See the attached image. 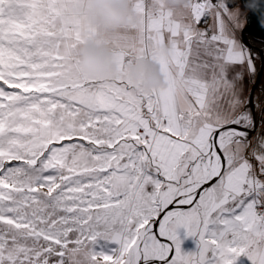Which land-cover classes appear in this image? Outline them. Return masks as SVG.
Listing matches in <instances>:
<instances>
[{
	"label": "snow or ice",
	"instance_id": "6c2138e0",
	"mask_svg": "<svg viewBox=\"0 0 264 264\" xmlns=\"http://www.w3.org/2000/svg\"><path fill=\"white\" fill-rule=\"evenodd\" d=\"M79 6L0 0V264H264V0H130L115 34Z\"/></svg>",
	"mask_w": 264,
	"mask_h": 264
},
{
	"label": "clouds",
	"instance_id": "9594fccd",
	"mask_svg": "<svg viewBox=\"0 0 264 264\" xmlns=\"http://www.w3.org/2000/svg\"><path fill=\"white\" fill-rule=\"evenodd\" d=\"M169 3L179 4L181 0H169ZM79 4L77 11L86 15L102 32L115 34L135 22L130 0H79ZM78 51L80 68L89 78L109 79L115 74L116 66L108 49L85 45ZM164 54H167L166 50ZM128 75L145 92L159 88L163 83L156 65L146 60L131 65Z\"/></svg>",
	"mask_w": 264,
	"mask_h": 264
},
{
	"label": "water",
	"instance_id": "95a60500",
	"mask_svg": "<svg viewBox=\"0 0 264 264\" xmlns=\"http://www.w3.org/2000/svg\"><path fill=\"white\" fill-rule=\"evenodd\" d=\"M256 2H259V0H256ZM258 20L259 17L253 19L247 25L246 31H244L242 39L244 43L253 48L258 55H264V25L259 24ZM257 67H260V64ZM262 72L260 74L259 82L261 79Z\"/></svg>",
	"mask_w": 264,
	"mask_h": 264
},
{
	"label": "rangeland",
	"instance_id": "374dc122",
	"mask_svg": "<svg viewBox=\"0 0 264 264\" xmlns=\"http://www.w3.org/2000/svg\"><path fill=\"white\" fill-rule=\"evenodd\" d=\"M259 65V61H257V66ZM260 83H264V71L262 72ZM257 132H259V126L257 128ZM182 248L185 251H192L195 249V244L194 242L189 238L185 239L182 243Z\"/></svg>",
	"mask_w": 264,
	"mask_h": 264
}]
</instances>
